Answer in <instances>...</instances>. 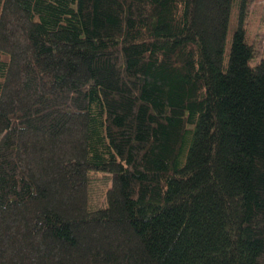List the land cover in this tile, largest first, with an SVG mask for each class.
Masks as SVG:
<instances>
[{"label": "trees", "instance_id": "trees-1", "mask_svg": "<svg viewBox=\"0 0 264 264\" xmlns=\"http://www.w3.org/2000/svg\"><path fill=\"white\" fill-rule=\"evenodd\" d=\"M250 1L0 0V264H264Z\"/></svg>", "mask_w": 264, "mask_h": 264}, {"label": "rangeland", "instance_id": "rangeland-1", "mask_svg": "<svg viewBox=\"0 0 264 264\" xmlns=\"http://www.w3.org/2000/svg\"><path fill=\"white\" fill-rule=\"evenodd\" d=\"M237 12V8L233 7L230 14L225 41V59H227L232 33L239 21ZM241 22L245 28V40L252 45L254 50V57L250 60V65H254L264 59V0H251L246 14L242 17ZM110 185V175H98L92 173L89 186L91 209H97L105 206V196Z\"/></svg>", "mask_w": 264, "mask_h": 264}]
</instances>
